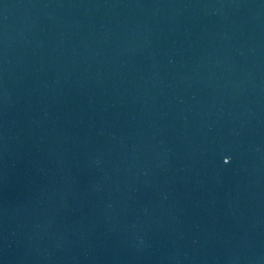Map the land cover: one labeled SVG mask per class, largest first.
<instances>
[{
    "label": "water",
    "instance_id": "water-1",
    "mask_svg": "<svg viewBox=\"0 0 264 264\" xmlns=\"http://www.w3.org/2000/svg\"><path fill=\"white\" fill-rule=\"evenodd\" d=\"M0 264H264V0H0Z\"/></svg>",
    "mask_w": 264,
    "mask_h": 264
}]
</instances>
